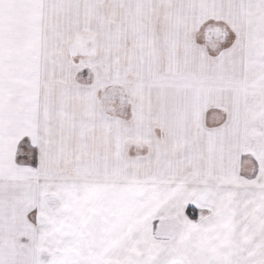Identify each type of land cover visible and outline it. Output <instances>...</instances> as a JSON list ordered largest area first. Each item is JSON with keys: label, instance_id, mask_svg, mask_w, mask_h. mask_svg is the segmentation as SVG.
<instances>
[{"label": "snow or ice", "instance_id": "obj_1", "mask_svg": "<svg viewBox=\"0 0 264 264\" xmlns=\"http://www.w3.org/2000/svg\"><path fill=\"white\" fill-rule=\"evenodd\" d=\"M0 264H264V0H0Z\"/></svg>", "mask_w": 264, "mask_h": 264}]
</instances>
